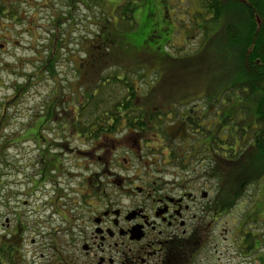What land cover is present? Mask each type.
Returning a JSON list of instances; mask_svg holds the SVG:
<instances>
[{"label":"rangeland","instance_id":"obj_1","mask_svg":"<svg viewBox=\"0 0 264 264\" xmlns=\"http://www.w3.org/2000/svg\"><path fill=\"white\" fill-rule=\"evenodd\" d=\"M85 2L95 4L90 6L89 9L84 7L80 9L79 21L81 23L79 28L69 35L64 28V33L69 36L68 50L73 52L78 48L79 43H83L89 49L91 55L100 57L97 53L103 49L88 34V32H96L97 28L88 24L85 18L94 16L99 18L100 24L105 20H109L110 30H112L116 18L120 17L122 9L128 6L129 2L135 9L133 17L137 27L133 33L129 32L121 37L126 43L137 39V44L140 47L148 42L149 49L145 50V53H142L143 55L138 54L135 56V53H132V57H136V59L129 58V60L126 59L127 61L123 62L119 59L121 55L114 52V54L110 53V59L114 62L118 61L117 64H122L126 68L128 71L126 77L132 76L131 73L136 70L133 81L135 87L140 89L143 94L146 93L145 90L151 87L150 89L153 90L152 95L149 98L146 97L147 101L143 99L144 103H148V112L159 109L158 107L163 100L167 102V98L170 97L171 89L168 90L170 86H173L172 89L176 86V93L171 96L178 102L174 112L181 113L193 109L205 113V108L209 109L207 111L208 115L204 116L199 122L203 129H206L205 132L199 130L197 136L192 137L194 131H190V137L181 136L178 141L167 138V142L169 141L170 144L166 145L175 149L178 147L176 149L177 155L180 158L184 157L181 167L185 163V165H188L187 168L181 169L177 166L178 169H176V166L167 163L168 160L164 156H159L162 149L156 152L158 155L156 160L164 171L166 179L178 176L186 178L188 181L194 180L193 187L204 188L205 191H208L206 189L208 188L206 178L209 176L208 157L206 158L202 154L203 145L201 144H207L211 149L216 148L225 151L228 149L229 144L230 146L233 145L227 137V131L236 133L239 129L244 130L243 127L246 126L245 121L247 119L243 114V99L236 94L227 105L224 99L225 96H222V92L228 83L227 76L235 75L231 68L237 66L239 69L238 55L241 52V47L229 48L227 29L229 26H233L238 29V32L240 30V33L245 34L247 23L245 9L237 3L227 4L222 11L221 18L216 22H210V17L203 12L201 0H85ZM63 3L64 0L53 1L51 6L54 7L53 13L59 14ZM38 4L41 9H39L37 15L25 6V12L33 18L32 22L34 23V26L29 24L26 28L34 30L36 38L44 45V29L50 26V24H46L44 16L51 15V13L40 1H38ZM257 4L261 8V10L258 8L260 12L258 18L264 23V0H260L259 3L257 1ZM119 22L121 24L119 28L124 29L126 20H120ZM54 24L55 22L52 23V27ZM35 27H42L43 29L36 30ZM19 29L17 27L16 31L18 32ZM61 30L59 25L56 29L53 28V35H60ZM49 36H51L50 31L47 33V38ZM17 40L20 42L21 48L11 49L12 58L4 56L0 60V118L5 117V126L0 132V150L2 151V153L0 152V247L9 242L10 246L13 247L12 245L17 240V237L13 235V228L21 227L25 229L26 227L23 234V239L26 242V247H23V250L27 251L26 259L32 262V258L35 257L36 261L42 262L46 259L45 257L40 258V255L44 254L46 256V251H43V249L40 251L37 245H31L30 240L34 238L32 236H35L34 232L31 231V227L34 222L46 221L51 210L43 208L42 203L50 197H44L43 195L50 194V191L54 192L56 190L54 187L62 179L49 176L52 182L46 181L40 187L34 188V182L39 180V170L41 169L38 164L40 150H37L36 146L30 142V130L38 128L37 119L41 117V113L46 112V106H49L47 104L49 102L53 103L55 97L53 92L55 93L56 90H58L61 97H59L60 104L64 105L57 104L52 109L53 113L61 114L64 112L63 109H66L65 98L74 100L73 103L76 104V93L80 94V91L75 89V94L70 92L71 87H73L71 83L73 80L72 75H69V71L73 68L75 70L80 64V57L83 56L84 52L79 54L80 57L71 55L69 57L66 51L61 50L60 41H57L55 54L59 59L56 63V72L54 71L55 76L49 74V78L46 80H36L31 76L35 74L39 61L47 54L38 59L34 54V50L41 47V45L37 41L32 42L37 43L38 47L34 44L31 45L30 38L27 36L23 35ZM137 49L139 48L137 47ZM149 50H158L159 53H157L158 55L146 53L150 52ZM140 51H144V49L141 48ZM103 52L104 55H107L102 56L100 61H102V58L108 59V53L111 51L105 53L106 51L103 50ZM160 55L168 60L174 59V62L184 63V65L189 63V69L201 70L202 73L199 72L200 75L196 76L195 72H192L193 75L184 76V78L176 74V82L171 85L168 80L167 83L170 84H166L164 78L161 77L164 69H166V63L163 58L159 59ZM181 60L183 62H180ZM106 67L107 64H104V67L101 66L105 77H112L115 73L122 74V72H119V68L105 71ZM140 68L142 69L141 72H137ZM145 77L146 79H144ZM156 79L158 81H154ZM86 81L93 85V80L90 79V82L89 79H86ZM150 81L153 82V85L150 84ZM29 82H32L31 87ZM147 83L149 87L146 86ZM23 84H27V87L21 92V97L15 99L14 94L17 92V87ZM186 85L188 87L184 88ZM182 89L184 92L181 91ZM206 91H213L214 97L217 98L216 103L204 104L205 101L200 94ZM259 97V94L256 93L247 102V108L251 111L249 120L253 123H255V108ZM47 112L49 113L50 110ZM172 116L165 118L164 122L167 136L174 138L176 131L174 122H176V119ZM41 122L40 120L39 123ZM60 123V121H57L56 124L52 122L49 125L50 131L48 130L42 135L52 141V139H55V133L58 131L57 127ZM213 125L215 127L211 129ZM199 127L201 128V126ZM192 138L195 139L191 141ZM245 141L241 144L242 149L246 148L249 142L248 139H245ZM72 144L77 145V141L69 138V145ZM189 144L192 146L191 148H189ZM159 145L161 143H158V145L155 143V147ZM52 153L59 156L58 162L60 164L58 166L61 171L67 170L69 177H79L81 175L82 171L76 169V165L84 166V174L89 167L90 160L80 158L79 154L69 153L63 155V153L54 151ZM164 153L167 154L168 151ZM185 157L188 159L186 160ZM132 166L133 169L142 168L135 157L132 158ZM210 183L213 184V187L218 188L217 181L211 180ZM208 192L211 194L210 199L215 191L209 190ZM244 222H249V226L242 228ZM52 226H58V223L53 221ZM243 229L256 235L264 231V176L258 182L247 185L236 206L229 213H225L221 218H218L211 230L203 234L200 239L203 247H201L196 264H263L259 258L262 251H264V246L256 254L250 253V255H247L245 251V254L241 251L240 247L243 243L240 231ZM237 237H239L238 240ZM35 239L38 241V238ZM15 256L11 254V259H4L0 255V262L2 264H10V261L15 263Z\"/></svg>","mask_w":264,"mask_h":264},{"label":"flooded vegetation","instance_id":"obj_2","mask_svg":"<svg viewBox=\"0 0 264 264\" xmlns=\"http://www.w3.org/2000/svg\"><path fill=\"white\" fill-rule=\"evenodd\" d=\"M38 1L51 13L44 16L46 24H50L44 29V45L38 41L34 30L26 28L29 24L34 26V23L33 18L25 12V6L37 15L41 9ZM53 1L57 0H0V60L4 56L13 57L11 49L21 48L17 39L23 35L30 38L31 45L34 44L36 47L37 43L41 45L34 50L38 59L55 51L57 41H60L61 50L66 51L69 57H80L79 54L84 52L80 57V64L75 70L73 68L69 71L73 80L70 92L75 94V89L80 91V94L76 93L78 96L76 104L70 98H65L66 109L63 113H41L42 118L37 119L38 128L30 130L29 140L37 150H40L38 164L41 169L39 180L34 182V188L51 181L49 176L62 179L54 187L56 189L54 192L50 191V194L43 195L50 197L42 203L43 208L51 210L46 221L34 222L31 227L35 236H32L34 238L30 243L37 245L40 251L41 249L46 251V256L40 255V258L45 257L46 260L38 262L33 257V261L30 262L26 259L27 251L23 250V247H26L23 239L26 227L25 229L19 227L13 228V235L17 237L12 245L13 255H16L13 263L166 264L171 251L175 253L173 260L176 261L178 258L176 250H179L181 239H190L194 247L191 252V264H196L203 247L201 237L211 230L218 218H221L214 216L212 211V200L216 192L209 199L211 194L208 191H216V188L210 183L209 177L206 178L208 191L193 187L194 180L188 181L178 176L165 178L164 171L156 160L157 151L160 149L168 151L163 148L162 140V137L167 135L165 119L158 116L159 122L150 121L148 103L143 102V99L147 101L146 97L138 101L137 109L141 111L139 114L116 112L110 106L106 111L95 113L79 111V107L85 106L86 110L89 109L86 104L89 98L81 94L87 91L96 95V79L100 76V69L90 67V62L93 59L97 61L98 57L91 55L83 43H79L73 52L68 50L67 34H72L79 28L80 9L82 7L89 9L95 3L90 4L85 0H64L60 7L61 12L55 14L54 7H51ZM85 20L97 28L96 32H88L91 39L98 42L100 48L107 47L99 18L93 16ZM117 21L118 19L115 22ZM53 22L55 24L52 27ZM58 25L62 29L61 33L53 35V28L56 29ZM17 27L20 28L18 32ZM64 28L67 34L64 33ZM49 31L51 36L47 38ZM147 45L148 42L143 45L144 51L138 54L143 55L145 50L149 49ZM149 51L151 53H146L152 55L159 53L158 50ZM103 53L101 50L97 55L101 56ZM119 71L122 74H118V79L122 80L126 77L124 74L127 70L122 68ZM86 79L93 80V88ZM158 110L160 109H156ZM174 114L170 113L168 116ZM204 116L207 114L193 109L176 113V122L173 123L176 125V131L172 140L178 141L181 136L187 135L186 131L192 127L193 122L190 119H197V126L202 127L199 122ZM133 117L138 119L131 121ZM57 121L61 123L58 124L55 139L48 140L42 134L50 131L49 125L52 122L56 124ZM154 128L156 130H153ZM69 138L77 141V145H69ZM155 143L161 145L155 147ZM52 151L63 155L79 154L80 158L90 160L86 173H83L85 169L83 165H76V169L82 171L81 175L69 177L67 170H60L59 156L56 154V157H53ZM164 152L160 155L168 160L167 163L172 162L169 160V152L167 154ZM134 157L141 169H133ZM177 157L180 158L179 155ZM24 204L26 205V202ZM53 221H56L58 226H52ZM35 238H38V241ZM7 245L10 246V242Z\"/></svg>","mask_w":264,"mask_h":264},{"label":"trees","instance_id":"obj_3","mask_svg":"<svg viewBox=\"0 0 264 264\" xmlns=\"http://www.w3.org/2000/svg\"><path fill=\"white\" fill-rule=\"evenodd\" d=\"M139 1V0H137ZM203 3V12L207 15H209V21L210 22H216L221 18L222 11L227 4H233L237 3L243 6L246 12L247 16V23H246V32L245 34L240 33V30L238 32V29L233 26H229L227 29V41L229 48H237L241 47V52L238 55V62H239V69L237 66H234V68H231L232 71H234L235 75H230L228 77V83L225 86L223 90L222 96L225 99L226 104L230 103L231 98L235 97L236 94L240 96L243 99V114L245 116L246 126L243 127L244 130H238L236 133H232L227 131V137L230 140L231 143H233L232 146H230L225 151L223 150H217L216 148L211 149L209 148V145L207 144H201L203 145L202 148V154L206 156L208 160V174L211 180L217 181L218 188H216V194L214 196V199L212 200V211L214 216H222L225 213H229L231 209H233L236 206V203L239 201V199L243 195L244 188L251 184L256 183L264 176V23H262L258 18V13L260 14L258 8L261 10L259 4L260 0H201ZM137 3V2H136ZM128 6L122 9V14L120 17L118 16V21L113 24L112 30H110V21L105 20L102 22L100 28L102 31H104V34L106 36L107 40V47L103 49L106 51L105 53L111 51L108 53V59H103L100 61L102 56H106L101 54L100 57H98L97 61L96 59L90 62V67L94 69V67H99L100 69V76L96 79V88L97 93L96 95H93L92 92H83L81 96L85 98H89L88 101H86L87 106H89V109L86 110V107H79L80 112H89V113H95L100 111H106L108 106L111 107L113 111L116 112H131V113H141L140 110L137 109V106L139 105L138 101L140 99H143L144 97H150L152 95V91L149 87V84L147 83L146 86L149 87L147 90H145L146 93H142V91L135 87L134 84V75H136V70L132 72V76L130 77H124L122 80L118 79V73H115L112 77H105L104 71L101 70V66L104 67V64H107V67L105 71L114 70L116 68L122 69L124 66L122 64H117L118 61H112L110 59L111 55L110 53L114 54L117 53L118 55H121L119 57L120 61H127L130 59H136V57H132V53H135V56L138 55V53L142 52L140 51L141 48L137 44V39L135 41H130V43H126L125 40L121 37L124 34H128L129 32H134L135 28L137 27L136 22L133 17V13L135 9L133 8V5L128 2ZM115 20V19H114ZM126 20V23L124 24V29L119 28L121 25L119 21ZM116 21V20H115ZM136 25V26H135ZM111 32V33H110ZM137 47L139 49H137ZM134 50V51H132ZM139 50V51H136ZM114 52V53H113ZM56 50L51 52L46 57L44 56V59L39 61V64L35 70V74L31 76L32 78L36 80H46L49 78V74L52 76H55L54 71L56 72V63L58 61V56H56ZM140 55V54H139ZM164 60L166 63L164 72L162 73L161 77L164 78L166 81V84L173 85L174 82H176V74L180 75V77L184 78V76H191L193 75L192 72H195L196 76H199L201 70H192L189 69V63L187 65H184V63H179L178 61L174 62V59L168 60L164 56H159V59ZM118 59V60H119ZM127 59V60H126ZM180 62H183L181 60ZM179 63V64H176ZM237 65V64H236ZM177 69V70H176ZM184 69V70H183ZM141 68L137 72H141ZM187 70V71H186ZM120 72V71H119ZM144 72V71H143ZM200 72V73H199ZM130 73V72H129ZM165 73V75H164ZM125 76L128 75V71H125ZM104 76V77H103ZM221 78V77H220ZM53 79V78H52ZM159 79V78H157ZM154 81H158V80ZM54 80V79H53ZM170 81V83H167V81ZM151 82V81H150ZM31 83L29 82V85L31 87ZM153 85V82L150 83ZM92 86V83H90ZM176 85V84H175ZM17 87V86H16ZM27 87V84H23L21 86L17 87V92L14 94L15 99H19L21 97V92L23 89ZM170 86L168 88L171 89L169 98H167V102H164V100L160 104V110L157 112L155 110H151L149 114L150 121L152 122H159L158 116H162V118L169 117L168 114L175 113L172 117L176 119V112H174L175 106H176V99L171 98L176 93V86L172 89ZM188 87V85L184 86ZM93 88V86H92ZM183 88V89H184ZM157 90L159 88H156ZM183 89L181 91H183ZM184 92V91H183ZM213 92V91H212ZM210 91H206L200 94L202 99L205 101L204 104H209L210 102L216 103L217 98L214 97L213 93ZM259 94V99L257 100V106L255 110V123H253L251 120H249L250 117V110H248L247 102H249V99L255 96V94ZM54 101L51 104L50 102L47 104L49 106H46V112L50 110L52 112L53 107H55L57 104H60L59 101V93L58 90L55 91ZM190 94V93H187ZM76 96V100H77ZM61 98V97H60ZM95 98H98L99 100H96ZM114 99L113 101H110V99ZM222 98V97H221ZM75 100V101H76ZM74 100H72L73 102ZM162 107V108H161ZM121 108L122 110H119ZM59 109V107H58ZM212 109V108H210ZM64 110V109H63ZM195 111V110H194ZM205 113L208 115L207 111H209L208 108H205ZM188 112V111H187ZM48 113V112H47ZM53 113V112H52ZM204 113V114H205ZM232 118V117H231ZM136 117L131 118V121H135ZM233 120V119H232ZM231 120V121H232ZM192 122V127L188 128L186 133L188 137L190 131H194L193 136H197L199 130L204 131L206 129H203V127H198V120L197 119H190ZM230 122V121H228ZM87 123V122H86ZM5 126V117L0 118V132L4 129ZM141 127L142 125H138ZM254 126V127H250ZM215 126L213 125L211 129H213ZM135 128V127H134ZM153 130H156L154 128ZM205 132V131H204ZM223 133V132H222ZM164 135L162 137L163 140V148L168 150L169 152V160L172 161L169 164L173 165L174 167L177 166L181 169L187 168L188 165H185L181 167L183 164L182 161H184V157L179 158L177 157L176 149L173 147H170V142H167V138L171 140L172 138ZM195 138H192L194 140ZM245 139H248V144L246 145V148L241 147V144L243 142H246ZM201 140V139H200ZM190 142V140H189ZM192 146L189 144V148ZM235 147V148H234ZM185 148V147H184ZM242 149V152H241ZM196 150V149H195ZM2 153V151L0 150ZM164 152V150H162ZM194 152V149H193ZM220 154H219V153ZM241 153V154H240ZM185 155V154H184ZM2 156V155H1ZM53 157H56V154L52 153ZM161 156V155H160ZM182 159V160H181ZM186 160L188 158H185ZM50 171V170H48ZM221 181V184L219 185ZM250 222V221H249ZM249 222H244L242 224V228H246L249 226ZM240 236L242 238L243 245L240 247L241 251H245L247 255L256 254V252L259 253L262 246H264V231L261 232V234H253L250 233L249 230H241ZM239 237H237V240ZM236 240V241H237ZM190 239L183 240L181 239L179 250L178 252V258H176V261L173 260L174 254L173 251H171L169 257L170 259L167 261L166 264H191V252L194 249L193 245L190 243ZM238 243V241H237ZM259 243V245H258ZM0 255L6 259H11V254L13 255V247L9 245H3L0 247ZM244 253V254H245ZM262 263L264 264V251H262V254L259 258ZM10 264H14L12 261L9 262Z\"/></svg>","mask_w":264,"mask_h":264}]
</instances>
